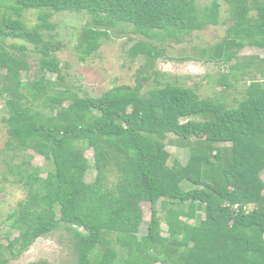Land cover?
<instances>
[{
  "label": "trees",
  "instance_id": "obj_1",
  "mask_svg": "<svg viewBox=\"0 0 264 264\" xmlns=\"http://www.w3.org/2000/svg\"><path fill=\"white\" fill-rule=\"evenodd\" d=\"M227 1L232 24L209 55L225 64L236 59L235 48L264 51V0ZM219 7L216 0L203 8L196 0H0L5 147L12 160L31 150L49 164L42 175L25 160L8 163L26 190L9 215L17 232L6 244L9 252L20 254L63 226L72 235L75 264H264V59L235 63L249 83L232 107L172 81L142 92L143 74L133 86L79 96L62 83L58 45L44 34L53 28L51 12L88 14L92 24L81 29L75 46L83 60L118 24L180 42L218 24ZM26 9L40 12L30 27ZM129 54L143 56L149 67L162 51L140 40ZM30 57L38 76L24 80ZM47 72L56 79L46 78ZM168 134L176 139L167 140ZM167 142L188 151L185 164L168 163ZM143 201L150 218L138 235ZM2 253L0 264H9Z\"/></svg>",
  "mask_w": 264,
  "mask_h": 264
},
{
  "label": "rangeland",
  "instance_id": "obj_2",
  "mask_svg": "<svg viewBox=\"0 0 264 264\" xmlns=\"http://www.w3.org/2000/svg\"><path fill=\"white\" fill-rule=\"evenodd\" d=\"M213 0H196L199 8L211 4ZM219 4L220 14L218 24H209L201 30L193 31L180 42L168 37H149L134 31L132 26L118 24L108 29V36L100 40L99 48L85 59H81L75 49L81 29L91 25V19L84 12L61 11L51 12L49 21L53 24L50 31H44L45 38L51 37L58 45L56 51L59 61L62 83L68 86L79 96H99L104 91L118 85L133 86L138 75H145L147 79L142 82V92L156 86L158 83L172 81L183 86L192 87L200 98H215L222 100L227 107L236 106L242 98L245 85L249 83L247 75L241 70L233 68L236 62L242 63L250 56H257V63L264 59V51L252 46L235 48L236 59L225 64L209 58L211 47L220 42L226 35L227 27L232 24L230 20V5L227 0H216ZM40 12L34 9L23 11L27 26L37 22ZM50 35V36H48ZM145 41L162 51L160 56L151 60V66L146 67L145 58L141 55L131 57L130 47L137 41ZM23 43L31 48L30 43L20 40L8 42ZM35 58H29L30 70L23 72V79L31 80L38 76ZM46 78L56 79V73L47 72ZM61 87V86H60ZM6 115L3 99H0V251L9 259V264H27L29 262L45 259L51 264H75V253L72 248V235L63 226L51 233L37 238L26 250L14 255L6 249V244L17 234L12 230L9 215L17 207V202L25 198L26 190L14 181V174L8 171V163H18L25 160L29 165L42 169L45 175L49 164L39 154L31 150L19 151L18 156L12 160V152L6 147V124L2 117ZM175 136L168 134L167 140L174 141ZM166 148L170 152L171 164L178 161L185 164L188 151L167 142ZM90 163L92 150L84 151ZM31 155V159H29ZM8 161V162H7ZM94 171L87 173L86 179L91 180ZM264 179V172L261 173ZM182 186L187 182H182ZM143 220L138 235L145 233L150 218V204L141 202ZM161 217L162 234L166 233V224L163 220L164 211L160 210L159 202L155 205ZM202 215V214H201Z\"/></svg>",
  "mask_w": 264,
  "mask_h": 264
}]
</instances>
